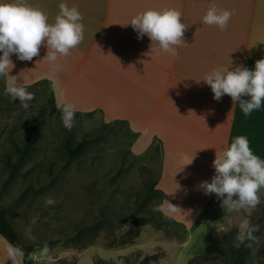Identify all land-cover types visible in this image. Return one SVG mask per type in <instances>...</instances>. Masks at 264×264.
<instances>
[{
	"label": "crops",
	"instance_id": "1",
	"mask_svg": "<svg viewBox=\"0 0 264 264\" xmlns=\"http://www.w3.org/2000/svg\"><path fill=\"white\" fill-rule=\"evenodd\" d=\"M27 2L43 9L49 23L59 14L60 3L76 6L83 16L84 39L70 55L58 59L55 71L43 60L48 52L43 45L31 61L12 54L15 66L10 75L23 86L49 84L56 107L71 102L79 115L100 114L107 123L124 122L133 135L134 155L150 156L158 149L155 188L163 194L161 205L169 200L180 207L173 214L162 213L190 234L201 226L226 230L238 225L242 211L231 213L224 222L227 210L221 200L214 193L206 195L200 184L215 174L216 152L226 150L238 135L246 136L254 154L264 159V101L245 116L229 95L216 101L202 79L217 67L254 68L256 60L264 58V0ZM213 4L233 13L223 30L203 22ZM163 8L179 9L182 22L190 25L184 42L176 46L177 56L159 51L147 35L138 39L130 24L124 26L147 9ZM260 195L264 199V189ZM9 244L0 233V264H12L6 251ZM33 256L37 264H48L37 251ZM86 258L80 254L77 264L88 263Z\"/></svg>",
	"mask_w": 264,
	"mask_h": 264
},
{
	"label": "rangeland",
	"instance_id": "2",
	"mask_svg": "<svg viewBox=\"0 0 264 264\" xmlns=\"http://www.w3.org/2000/svg\"><path fill=\"white\" fill-rule=\"evenodd\" d=\"M5 87L0 79V208L6 210L20 241L35 244L34 253L47 244L54 264H77L80 254L87 257L86 264L230 263L237 225L226 230L201 226L190 234L184 225L153 210L163 197L152 190L160 172L159 150L150 156L134 155L133 135L124 122L107 123L100 114L79 115L69 131L61 111L50 113L49 84L26 86L34 94L28 109L5 95ZM37 120L43 124L34 149L16 169L26 129ZM83 139L88 140L84 153L71 159L66 143L75 146ZM48 197L57 203L46 207ZM261 199L249 217L260 226V234L248 264H264ZM231 213L221 220L226 222ZM34 217L38 219L33 225ZM96 222L102 227L88 235V242L72 239L81 227ZM30 226L34 240L26 234ZM135 227H140L138 236Z\"/></svg>",
	"mask_w": 264,
	"mask_h": 264
},
{
	"label": "clouds",
	"instance_id": "3",
	"mask_svg": "<svg viewBox=\"0 0 264 264\" xmlns=\"http://www.w3.org/2000/svg\"><path fill=\"white\" fill-rule=\"evenodd\" d=\"M58 7L59 14L53 23H49L47 13L40 7L29 4L27 0H0V79H4L6 84L4 94L14 101L18 99L24 109L29 108L34 94L18 82L17 76L10 75L15 66L11 60L12 54L19 60L31 61L39 56L43 45L48 49L43 60L49 62L55 71L59 67L56 63L58 59L70 55V50L84 39L85 26L81 22L83 16L78 8L69 7L66 3H60ZM232 15L231 11L213 4L203 17V22L219 26L223 30ZM181 18L182 12L177 8L147 9L124 26L130 24L137 32L138 39L147 35L159 51L177 56L176 46L184 42V34L190 26L182 22ZM48 78L54 80L53 76ZM202 80L210 86L216 101L229 95L233 104L239 102L243 114L248 116L260 109L264 101V58L256 60L254 68L243 65L217 67ZM57 107L62 113L64 127L70 131L75 124L76 105L66 102L62 107L59 104ZM212 166L215 174L210 182H201L200 188L206 195L216 194L223 210L226 209L229 213H247L237 225L238 233L234 241L236 247H240L245 241H256L254 233L260 230V226L252 224L249 217L251 211L262 202L260 192L264 189V159L254 154L246 136L238 135L226 150L216 152ZM56 203L52 197L45 199L46 207ZM178 209L180 207L166 200L153 210L165 212L167 216ZM37 219L38 217H34L31 223L34 225ZM26 234L30 239H35L31 236V226L26 229ZM247 246L250 247L251 244ZM6 251L12 264H20L25 257V251L19 246L9 244ZM50 251L45 244L40 249L39 256L41 260H47L48 264H54ZM28 258L36 259L31 254Z\"/></svg>",
	"mask_w": 264,
	"mask_h": 264
},
{
	"label": "trees",
	"instance_id": "4",
	"mask_svg": "<svg viewBox=\"0 0 264 264\" xmlns=\"http://www.w3.org/2000/svg\"><path fill=\"white\" fill-rule=\"evenodd\" d=\"M48 103L50 105V113L52 115L59 113L60 110L56 107L55 101L53 96L51 95L48 99ZM79 116V114H75V117ZM43 124V120H37L32 126L28 127L26 129V140L23 148L20 150L18 161L14 164L16 169L18 168L19 164L30 154V152L34 149V140L36 138V135L38 133V130L40 126ZM88 144L87 139H83L80 142H78L75 146H72L70 143H66V149L69 154V157L71 159H75L79 156H81ZM12 166V165H11ZM156 183H153L152 190L156 193L162 192L155 188ZM163 195V194H162ZM148 198H146L144 201H147ZM142 207V206H141ZM177 225H183L180 222H177L171 218H168ZM258 224V223H256ZM101 222H96L91 225H86L81 227L77 233L72 237L73 240L77 241H86L88 235L97 233L101 229ZM213 229V227H211ZM140 227H135V234L134 236H138L140 234ZM0 233L14 246H19L25 251V257L23 258L24 264H37L35 259H29L28 255H33L35 251V244H24L20 241L18 237L17 231L14 229L11 221L9 220L7 216V212L5 209L0 208ZM260 234V230L255 232L254 235L257 237ZM129 240H124L122 243H127ZM248 244H251V246H247ZM253 241H245L244 244H242L240 247H236L235 245H232L230 247V263L229 264H248V258L251 254V247H252ZM147 258H153L156 259L155 256H147Z\"/></svg>",
	"mask_w": 264,
	"mask_h": 264
}]
</instances>
